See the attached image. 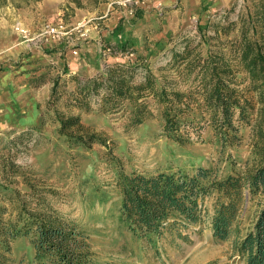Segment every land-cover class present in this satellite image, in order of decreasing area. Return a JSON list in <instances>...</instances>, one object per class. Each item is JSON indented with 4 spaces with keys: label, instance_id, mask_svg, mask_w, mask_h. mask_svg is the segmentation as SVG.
I'll return each instance as SVG.
<instances>
[{
    "label": "rangeland",
    "instance_id": "rangeland-1",
    "mask_svg": "<svg viewBox=\"0 0 264 264\" xmlns=\"http://www.w3.org/2000/svg\"><path fill=\"white\" fill-rule=\"evenodd\" d=\"M44 1L0 0V18H14V22L22 23L31 34L39 32L44 24H62L68 30L79 23L84 24L87 30L85 38L77 40L74 34L73 42L69 41L63 51L64 54L74 48L77 50L74 56L79 57L84 45L91 43L90 51L83 53L87 56L84 58L87 66L81 68L89 73L82 72L80 76L89 75L99 67L104 69L107 55L118 52L104 41L108 39L113 42L114 34L111 33L117 26H123L127 35L139 40L138 46L134 47L136 51L128 48L118 52L124 53L133 62L125 66L132 68L128 79L131 77L134 85L143 82L145 68L141 69L139 58L135 62V56L140 55L145 58L147 69L154 78L167 89L173 87L180 90H194L197 82H192L194 74L187 73L185 63L170 65L171 57L183 56L185 41L191 46L189 59L204 53L206 47L198 45L201 34L196 27L206 21H209L205 31L208 49L212 52L224 50L223 53L227 54L226 46L238 39V18L244 13L246 4V0H232L227 9L211 13L208 18L204 14L195 18L176 17L174 14L169 23L158 22V19L151 23L146 18H138V26L130 28L126 21H130L138 10H160L163 0H160V7L157 2L149 1L143 8L134 9L132 15L128 14L127 8L118 5L119 0H100L98 4L82 1L81 7H76L72 0H62L60 4L55 3L59 15L44 8ZM108 3H111L114 15L103 17ZM220 12L225 20L224 25L211 16ZM227 23H231L229 34L216 35L217 30L221 26L226 27ZM158 38L162 39L157 41ZM98 46L100 52H97ZM105 47L110 50L109 53L104 52L106 55L102 53ZM95 53L100 56L96 57V64L93 62ZM88 64L91 65L89 71L85 68ZM49 66L53 67L54 63ZM186 73L190 77L185 79ZM86 80L76 77L73 89L69 78L59 77L58 74L53 79L52 101L61 100V103L57 109L52 102L48 108L52 109V118L45 116L41 131L14 134L12 129H0V222L5 224L21 213L29 212L77 224L85 233L92 264H244L233 251L231 241H220L212 235V197L201 202L198 223L183 224L174 220L171 230L165 232L155 245L144 238L135 237L118 217L120 198L116 178L118 172L132 171L146 174L182 169L191 174L197 167H215L219 162L224 166L227 159L231 163L236 162V170H241L253 149L256 135L254 126H258L260 118L257 110L261 106L255 102L254 95L250 91L244 94L255 109L250 113V123L240 129L239 144L237 147H227L222 152L212 127L206 123L209 119L207 114L196 115L192 127L183 130L189 143L181 146L172 144L162 134L159 110L151 97H145L148 106L144 121L139 125L131 123L125 103L119 107L106 105L105 110L100 109L99 93L81 102L88 104L91 110H78V102L74 99L76 83ZM235 82L240 90L247 89L245 80L238 78ZM58 114L78 115L82 124L101 137L105 145H93L90 150L66 149L55 133ZM197 124L201 126L200 129H197ZM245 192L246 202L238 217L242 233L249 227L258 208V198L250 200ZM27 245L25 239H18L10 242L8 251L0 248V255L5 258L0 259V264H28Z\"/></svg>",
    "mask_w": 264,
    "mask_h": 264
},
{
    "label": "trees",
    "instance_id": "trees-1",
    "mask_svg": "<svg viewBox=\"0 0 264 264\" xmlns=\"http://www.w3.org/2000/svg\"><path fill=\"white\" fill-rule=\"evenodd\" d=\"M82 1L100 2L72 0L76 7H81ZM221 15L220 12L211 16L224 25ZM238 22V39L226 46L227 54L224 50L212 52L208 49L205 31L209 21H206L196 27L201 34L198 45L206 47L204 53L189 59L191 46L185 41L183 56L171 57L170 65L185 63L187 73L194 74L192 82H197L194 90L167 89L150 74L140 56L141 69L145 68L140 84L134 85L131 77L128 79L132 68L122 64L108 69L105 76L77 81L74 99L78 102V110L82 111L91 109L81 102L98 93L102 110L106 105L119 107L125 103L131 123L139 125L144 121L148 106L145 97H151L159 110L162 134L179 146L189 143L183 130L192 127L196 115L207 114L206 123L212 127L223 152L227 147H237L241 127L251 121L250 113L255 106L244 95L250 91L261 106L257 110L260 118L258 126H254L253 149L241 170H236V162L227 159L224 166L219 162L215 167H197L191 174L182 169L146 174L118 172V217L131 234L155 245L171 230L174 220L183 224L198 223L201 202L212 197L213 237L231 241L233 251L244 264H264V0H246L245 11L239 15ZM230 26L231 23L221 26L216 35L229 34ZM120 45L121 51H125V44ZM187 73L185 79L190 77ZM238 78L247 82V89L237 87ZM56 116L55 133L66 149L90 150L93 145H105L101 137L82 124L78 115ZM196 127L200 129L201 126L197 124ZM227 158L230 157L227 155ZM245 190L250 200L258 198V208L242 233L238 217L246 202ZM18 239L28 242V264H92L85 233L77 224L29 212L5 224L0 222V248L8 251L10 242ZM0 259L5 258L0 255Z\"/></svg>",
    "mask_w": 264,
    "mask_h": 264
},
{
    "label": "crops",
    "instance_id": "crops-1",
    "mask_svg": "<svg viewBox=\"0 0 264 264\" xmlns=\"http://www.w3.org/2000/svg\"><path fill=\"white\" fill-rule=\"evenodd\" d=\"M61 2L62 0H46L43 5L47 10L50 9L54 14L59 15L55 3L60 4ZM231 4L232 0H163L160 10H150L148 12L149 10L140 9L126 23L130 28L138 26V18H146V21L149 20L151 23L157 19L158 22L165 21V23H169L174 14L176 17L192 16L194 18L201 17L204 14L208 18L211 13L225 10ZM141 6L143 8L144 4ZM104 12L103 17L109 14L114 15L111 3L106 5ZM13 23L15 22L12 17L0 18V129H12L15 132L14 134L24 131H41L40 126L43 124L45 116L52 118V109L48 110V108L53 102V79L58 74L59 77L69 78L72 82L70 85L74 89L76 77L79 79L81 77L88 80L94 79L100 75L105 76L110 67L131 63L132 60L126 57L124 53H118L123 52L120 44L124 43L126 50L128 48L134 49L139 44L137 37L127 35V31L123 29V26L116 25L117 28L111 33L114 34L112 37L114 41L106 39L104 42L105 44L108 43L109 47L118 50V52L107 55L104 69L98 66V70H94L93 73L87 75L89 72L81 70V68L87 66L84 60L87 56L83 53L90 51L91 43L84 45V50L80 51L79 57L74 56L72 51H66L63 54L65 45L69 43V40L55 41L49 44H35L32 41L24 42L22 37L13 30ZM118 30L121 33L120 36L116 37V35H119L116 33ZM167 31H170V28H167ZM160 39L162 38L156 40L159 41ZM96 44L99 45L100 43L96 42ZM96 49L97 52L101 51L99 46ZM104 50L102 53L105 55L104 52L109 53L110 51L107 48ZM93 56L95 58L93 62L96 64L97 58L100 56L96 53ZM139 57L140 55L135 56V62ZM141 58L145 60L143 56ZM88 59L90 60V58ZM51 63H54L53 67L49 66ZM95 64L93 65L95 66ZM89 66L91 65L88 64V67H85L87 71H89ZM82 72L87 74H81L80 76ZM60 101L53 102L55 104L52 105L58 109L57 105L61 103Z\"/></svg>",
    "mask_w": 264,
    "mask_h": 264
},
{
    "label": "built area",
    "instance_id": "built-area-1",
    "mask_svg": "<svg viewBox=\"0 0 264 264\" xmlns=\"http://www.w3.org/2000/svg\"><path fill=\"white\" fill-rule=\"evenodd\" d=\"M149 1L157 2V6H161L160 0H119L118 5L127 8L128 14L132 15L134 13V9ZM13 30L22 37L24 42L32 41L35 44H49L55 41L63 40H69L70 42H73L74 34L76 35L75 38L77 40L84 39L87 34L84 24L80 23L69 30L62 24H44L40 28L39 32L36 34H31L22 23L15 22L13 25ZM72 54L76 55L77 50L73 48Z\"/></svg>",
    "mask_w": 264,
    "mask_h": 264
}]
</instances>
